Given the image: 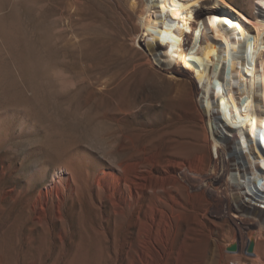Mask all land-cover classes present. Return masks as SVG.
Wrapping results in <instances>:
<instances>
[{
  "label": "rangeland",
  "instance_id": "374dc122",
  "mask_svg": "<svg viewBox=\"0 0 264 264\" xmlns=\"http://www.w3.org/2000/svg\"><path fill=\"white\" fill-rule=\"evenodd\" d=\"M230 1L247 11L252 0ZM129 7L123 0H0V264H135L123 242L129 222L103 212L89 188L92 173L127 159L126 147L170 172L169 188L185 209L182 264L257 258L249 251L254 228L231 214L225 185L211 182L206 148L183 142L205 143L195 74L164 71L144 38L134 43L141 11L126 21ZM63 165L80 169L76 190L86 182L74 199L65 180V193L47 185ZM221 173L228 179L226 168Z\"/></svg>",
  "mask_w": 264,
  "mask_h": 264
},
{
  "label": "bare ground",
  "instance_id": "6f19581e",
  "mask_svg": "<svg viewBox=\"0 0 264 264\" xmlns=\"http://www.w3.org/2000/svg\"><path fill=\"white\" fill-rule=\"evenodd\" d=\"M95 1L99 4L101 0ZM123 1L130 2V10L125 11L126 21L132 18L133 12L141 11L139 29L132 31L134 43L140 46L144 38L147 51L164 71L186 74L189 70L195 74L200 85L195 109L206 126V132L202 131L205 143L183 142L206 148L202 161L213 175L211 182L225 185L228 195L231 194V214L235 212L247 219L250 228H254L248 231L250 236L247 237L249 251L257 258L248 264H264V0H252L247 11L236 8L230 0ZM177 63H182L184 69ZM186 83L191 84V81ZM177 148L179 142L172 146V152ZM123 151L129 156L117 167L107 168L103 164V168L91 172L92 179L87 174L81 176L82 180L83 177L91 180L87 179L89 188L102 211H109L115 220L129 222L123 242L127 250L135 251V257L132 253L135 264H182L181 248L188 237L185 231L183 233L185 209L180 195L169 188L170 172L166 174L161 169L160 173L151 158L132 153L127 147ZM213 151L217 156L215 160ZM225 168L228 179L221 173ZM71 171L69 166H61L47 185L51 189L61 186L65 190L61 185L65 180L70 188L67 192L73 198L72 194L80 192L81 185L86 188V182L79 184L80 187L75 184L76 190L74 178L78 171L73 170L76 174ZM84 187L81 188L84 190ZM106 221L108 224V219ZM239 243L245 242L240 240ZM232 260L243 264L240 257ZM208 262L209 258L205 263Z\"/></svg>",
  "mask_w": 264,
  "mask_h": 264
},
{
  "label": "water",
  "instance_id": "95a60500",
  "mask_svg": "<svg viewBox=\"0 0 264 264\" xmlns=\"http://www.w3.org/2000/svg\"><path fill=\"white\" fill-rule=\"evenodd\" d=\"M236 248H237L236 245H232V246L229 247V250L234 251ZM249 249H250V246H249Z\"/></svg>",
  "mask_w": 264,
  "mask_h": 264
}]
</instances>
